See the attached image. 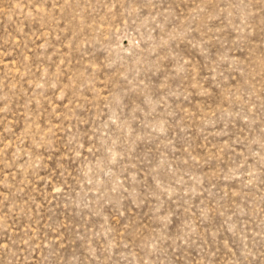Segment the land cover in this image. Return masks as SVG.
I'll use <instances>...</instances> for the list:
<instances>
[{"label":"rangeland","instance_id":"1","mask_svg":"<svg viewBox=\"0 0 264 264\" xmlns=\"http://www.w3.org/2000/svg\"><path fill=\"white\" fill-rule=\"evenodd\" d=\"M0 264H264V0H0Z\"/></svg>","mask_w":264,"mask_h":264}]
</instances>
